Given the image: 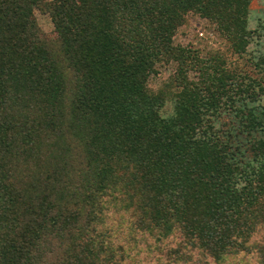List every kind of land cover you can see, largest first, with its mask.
I'll use <instances>...</instances> for the list:
<instances>
[{"label":"trees","instance_id":"16d2710c","mask_svg":"<svg viewBox=\"0 0 264 264\" xmlns=\"http://www.w3.org/2000/svg\"><path fill=\"white\" fill-rule=\"evenodd\" d=\"M251 1L0 0V264L264 261V83L174 43L194 15L243 55Z\"/></svg>","mask_w":264,"mask_h":264},{"label":"rangeland","instance_id":"374dc122","mask_svg":"<svg viewBox=\"0 0 264 264\" xmlns=\"http://www.w3.org/2000/svg\"><path fill=\"white\" fill-rule=\"evenodd\" d=\"M35 17L42 33L46 37L54 39L56 36L49 16L37 11ZM261 27H264V0H252L250 4L249 29L254 31L255 38L249 44L243 55L238 56L232 54L224 40L216 33L214 26L208 21L194 15H189L186 18V23L176 34L174 43L191 47L200 53L201 56L218 53L224 57L226 65L230 70L247 73L255 79H261L260 81L263 84L264 78L261 77V73L257 72L254 66L256 56H258L264 46V44L260 43L263 38L257 36L260 35L259 33L261 31L259 30H261ZM173 72L174 67L172 65L159 67L157 74L151 75L148 79V89L153 93L168 89V79ZM170 100L167 101L161 111L164 116H170L172 114L173 104ZM262 103H264V94ZM253 240L257 242L259 238L255 236ZM206 261H209L208 264H213L210 260ZM215 264H264V261L259 253L256 252L255 248L251 247L246 249V251L229 255Z\"/></svg>","mask_w":264,"mask_h":264}]
</instances>
